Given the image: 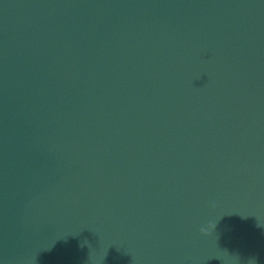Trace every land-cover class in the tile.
Instances as JSON below:
<instances>
[{
  "label": "water",
  "instance_id": "95a60500",
  "mask_svg": "<svg viewBox=\"0 0 264 264\" xmlns=\"http://www.w3.org/2000/svg\"><path fill=\"white\" fill-rule=\"evenodd\" d=\"M0 264H264V0H0Z\"/></svg>",
  "mask_w": 264,
  "mask_h": 264
},
{
  "label": "clouds",
  "instance_id": "9594fccd",
  "mask_svg": "<svg viewBox=\"0 0 264 264\" xmlns=\"http://www.w3.org/2000/svg\"><path fill=\"white\" fill-rule=\"evenodd\" d=\"M201 232L204 234V232H205V228H201Z\"/></svg>",
  "mask_w": 264,
  "mask_h": 264
}]
</instances>
